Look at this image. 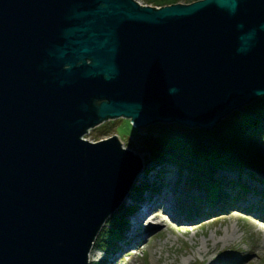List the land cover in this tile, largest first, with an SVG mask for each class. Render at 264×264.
Instances as JSON below:
<instances>
[{
	"label": "water",
	"instance_id": "95a60500",
	"mask_svg": "<svg viewBox=\"0 0 264 264\" xmlns=\"http://www.w3.org/2000/svg\"><path fill=\"white\" fill-rule=\"evenodd\" d=\"M262 95L264 0H0V264H89L150 163L90 127L210 130Z\"/></svg>",
	"mask_w": 264,
	"mask_h": 264
},
{
	"label": "rangeland",
	"instance_id": "374dc122",
	"mask_svg": "<svg viewBox=\"0 0 264 264\" xmlns=\"http://www.w3.org/2000/svg\"><path fill=\"white\" fill-rule=\"evenodd\" d=\"M137 1L141 4L159 7V5L146 3L143 0ZM178 2L187 3L184 0H178ZM259 100H264V95L247 102L241 107L233 109L222 118V122L227 123L237 120L245 107L258 102ZM128 120L130 119L122 116L106 119L98 125L90 127L82 137L93 142L114 134H117V136L120 134L119 138L127 149L142 156L141 158L144 157L145 161L148 157L151 162L157 155L153 156L154 150L146 148V144L150 139V143L154 141V144H151L155 145V140H153L150 135H154L157 140L168 131L199 129L197 127H183L182 125L172 122L161 124L156 123L144 127L135 126L136 129L129 126ZM226 139V141H229V136ZM251 143L250 146L253 150L264 158V135L262 134V136L256 138ZM169 167L174 171V165H169ZM169 167H167L166 170ZM226 167L228 166L217 168L216 175L222 172ZM249 173L252 174V172ZM254 173L257 174L256 176L264 177V173H257L256 171ZM191 177L192 174L183 169L182 172L178 173V181L180 182L176 184V188L182 187L183 192L186 191L190 184L189 179ZM165 181L166 180H164V182ZM143 182L144 177H142L139 185L142 186ZM137 185L138 184H134L130 189L131 198L135 196V188H137ZM169 187L171 186L169 185L167 187V185H164L159 192L163 189L169 190ZM189 187L190 190H195L194 187ZM156 188H154V190H156ZM136 194H138V192ZM161 195L164 196L165 192L161 193ZM140 206L141 204L138 208H140ZM121 207L122 206L117 208L118 210L115 209L113 211L112 215L105 220L104 223H106V225H102L97 233L92 250L93 252L98 251L99 257L95 260L92 259L89 264L94 262L97 263L99 260L104 261L106 259H109L108 264H209L211 261L212 263L217 264H264V226L257 223L250 225L248 219L241 216L242 210H238L240 216H231L230 218H222L220 217L221 215L213 216L208 213L205 215L202 222L194 227L191 226V224L200 222L201 220L194 222L191 219L186 222L188 224H178L176 221L170 220L167 213H164L162 219L164 220L165 225H157V228H151L148 231H145L142 235V237H144V240L142 241L143 243L141 242L135 245L134 248H131V245H125L122 248L116 249L114 255L110 256L114 249L103 253L101 250L105 241L103 239L107 240V238H112L110 224L113 223V219L115 215L119 213ZM178 209L180 210L179 207ZM181 211L179 212L182 213ZM185 213L187 216L192 214V212L188 211H185ZM190 218L191 217H189V219ZM138 228L139 227L137 226L135 230H138ZM158 228H161L158 233L150 235V232ZM227 230L229 233L231 232L232 235L229 239L223 241L222 237L226 234ZM206 240L209 244L208 247L206 246ZM215 258H217V260Z\"/></svg>",
	"mask_w": 264,
	"mask_h": 264
},
{
	"label": "bare ground",
	"instance_id": "6f19581e",
	"mask_svg": "<svg viewBox=\"0 0 264 264\" xmlns=\"http://www.w3.org/2000/svg\"><path fill=\"white\" fill-rule=\"evenodd\" d=\"M222 118L210 130L218 128V125L222 122ZM128 122L130 127L136 128L130 120H128ZM118 137H120V134H118ZM245 148H247V146H245ZM148 165V167H141L140 170L136 173L133 179V184H140L142 177H144L145 181H152L154 184L156 183L155 185L158 187V189L154 190L145 186L142 190L143 192L141 195H135L133 198H131L130 189L128 188L127 195L124 198V203L127 206V209L124 214L126 218L124 217L123 219V239L118 242V245L114 247V250L112 249V255L110 256L114 255V251L116 249L122 248L125 245H131L130 247L134 248L135 245L141 243L144 240V237H142V235L145 231H148L151 228H157V225H165L164 220L162 219V215H164V213H167L169 215V219L172 221H176L178 224H185L189 220V217H191L194 222H196L197 220H201L200 222L194 224L192 223V226L194 227L198 225V223H201L205 215L208 213L210 215L212 214L213 216L221 215L220 217L222 218H230L231 216H240L238 210H242L241 216L247 218L250 225L257 223L264 226V177L256 176L257 174L253 172L254 169L248 170L230 167H226L225 169H223L222 172L217 174L218 177L216 176V181L219 182V179L222 178L233 179V183H231V185H234L235 187H230V189L232 188L235 192L239 184H245L246 188L242 197H239L237 200L232 202V204L226 209L222 208L220 204L221 202H219V204L214 207L203 203L199 211L195 210L188 217L178 214L179 212H177L176 207L189 211L191 209L190 202H198L199 199L195 198H199L203 194L200 191L196 190L199 185L195 184L196 188L192 191L190 190L189 186L194 187L195 185L189 182L190 184L188 185L187 190L183 192L182 187L176 188V184H178L180 181H178L177 170L174 169L173 171V169H170L169 167V165L172 164L165 162L153 164V162H150ZM167 167L169 168L166 170ZM249 172H252L253 175ZM164 180L166 181L164 182ZM164 185H167V187L170 185L171 187H169V190L163 189L161 192H159L162 189V186L164 187ZM221 188L222 187L220 185L215 183L212 190H220ZM164 192L165 195L162 196L161 193ZM138 199H141V201L139 202V204H141V207L136 212H133L134 207L138 205ZM219 201H221V199H219ZM104 222L102 225H106V223ZM115 226H117L116 220H113V223L110 224V227L113 228ZM137 226L139 228L138 230H135ZM160 230L161 228H158L150 232V235H154ZM231 235L232 233H229V231L227 230L226 234L222 237V240L226 241L231 237ZM94 242L91 244V247L89 249V262L92 259L95 260L97 259V257H99V252H93L92 250ZM206 246H209L207 240ZM103 253L105 252L103 251ZM215 259L217 260V258ZM209 264L217 263H212L211 261Z\"/></svg>",
	"mask_w": 264,
	"mask_h": 264
},
{
	"label": "trees",
	"instance_id": "16d2710c",
	"mask_svg": "<svg viewBox=\"0 0 264 264\" xmlns=\"http://www.w3.org/2000/svg\"><path fill=\"white\" fill-rule=\"evenodd\" d=\"M143 1L159 6L178 2V0ZM184 1L188 3L194 0ZM262 134H264V100H259L245 107L237 120L221 122L218 128L213 130L199 128L168 131L162 137L155 139V145H151V150H154V156L157 155L156 160L173 164L179 173L183 169L190 171L193 184H198V188L211 191L214 195L212 188L217 181L214 180L213 174L217 168L237 166L254 170L264 169V158L249 149L251 142ZM228 136L230 139L226 141ZM144 187L145 185L138 186L135 191L141 193ZM125 211V208H121L115 215L113 220H116L117 226L110 228L112 238L103 239L104 249L109 248L112 239L119 235Z\"/></svg>",
	"mask_w": 264,
	"mask_h": 264
}]
</instances>
